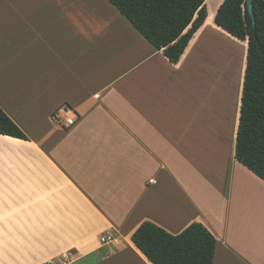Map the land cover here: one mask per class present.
<instances>
[{
	"label": "crops",
	"instance_id": "obj_1",
	"mask_svg": "<svg viewBox=\"0 0 264 264\" xmlns=\"http://www.w3.org/2000/svg\"><path fill=\"white\" fill-rule=\"evenodd\" d=\"M222 2L172 63L110 0H0V107L27 136L0 134V264H153L146 221L202 223L214 264H264V180L235 157L248 41L215 23ZM219 33L244 47L234 157L204 82Z\"/></svg>",
	"mask_w": 264,
	"mask_h": 264
},
{
	"label": "trees",
	"instance_id": "obj_2",
	"mask_svg": "<svg viewBox=\"0 0 264 264\" xmlns=\"http://www.w3.org/2000/svg\"><path fill=\"white\" fill-rule=\"evenodd\" d=\"M110 1L172 63L179 62L205 23L210 5L206 0ZM248 1L252 3L254 23ZM215 23L248 41L235 157L264 180V0H223ZM0 134L27 138L1 107ZM132 240L153 264H214L216 238L199 222L172 234L146 221L134 232Z\"/></svg>",
	"mask_w": 264,
	"mask_h": 264
},
{
	"label": "rangeland",
	"instance_id": "obj_3",
	"mask_svg": "<svg viewBox=\"0 0 264 264\" xmlns=\"http://www.w3.org/2000/svg\"><path fill=\"white\" fill-rule=\"evenodd\" d=\"M207 1V0H206ZM218 3V0H209V10L211 9H213V7L212 6H214L215 7V5ZM208 4V3H207ZM211 6V7H210ZM224 35V34H223ZM221 33H219V37H218V39H216L215 41H214V44L216 45V47H214V44L211 46V45H209L206 49H205V51H203V54L204 55H206V57H207V65H208V70H207V72L209 73H207V76L206 77H208V76H210V78H212V76H214L217 72H219V73H221L222 71L224 72H222L223 73V75H224V77H223V75H222V73L221 74H218L217 73V75H216V77L214 76L213 78H212V80L214 79V83L212 84L211 82H209V81H207V80H205V81H207V82H209V83H211V85L209 86H207L208 88L210 87V90L212 89V87H213V85H219V86H223L224 84H226V82L229 84V82H230V84H232L231 82H234L233 83V85H226L227 86V89H225V90H227L228 91V89H229V87L231 88L232 86H234V89L232 88V90H230V94L231 93H233V95H231V98L229 99L230 101H228L227 100V98H225L224 96H225V94L224 93H227V92H225L224 90H223V95H222V97L225 99V100H227V101H224L223 102V100H220L219 99V134H220V138H221V136L224 138V142H223V146L222 147H220L221 149H222V153H223V156L224 157H234V154H232L233 152H234V148H232V145H231V143H232V141H231V139H230V132H232V126H233V120L235 119V111H236V101H237V92H238V90H239V88H240V85H241V79H243V75L241 76L239 73L241 72L240 70H241V64H242V61H243V59H244V47H243V43H241V42H233V41H231L230 39H228L226 36L224 37ZM222 44H221V43ZM227 43V46H226V44L224 45V43ZM218 43H220V44H218ZM231 46H233V47H235V49L236 48H238L237 49V55H235V57L233 58V62L231 63V64H229L230 62V60L229 61H227V59H229L228 57H226V58H223V57H225V55H226V53H223L224 51H226L228 48H229V46L230 45ZM220 45H224V46H220ZM227 48V49H226ZM219 49V50H218ZM213 50H215L214 52H216V53H214L216 56H217V58H216V56H215V60L214 61H216V63L214 62V61H212V60H210V59H213V58H211L212 57V51ZM217 50V51H216ZM222 50H223V52H222ZM219 51H221L220 52V54L222 53V54H225L223 57L219 54V53H217V52H219ZM211 55V56H210ZM219 58H222V59H220V62L219 61H217V59H219ZM245 60V59H244ZM213 62V64H212V66H214V67H216V68H214V67H211V63ZM220 63V65H218V63ZM222 62V63H221ZM225 62H228V67H227V69H226V65H225ZM223 63H224V65H223ZM214 64H216L217 66H219V67H217L216 65H214ZM245 66V65H244ZM224 67V68H223ZM210 68H213L214 70L215 69H217V72L216 71H213V73H211V72H209V70H210ZM220 70H221V72H220ZM224 70H226V71H224ZM212 71V70H211ZM244 71H245V67H244V69H243V73H244ZM214 72H215V74H214ZM242 73V74H243ZM212 75V76H211ZM241 76V77H240ZM223 77V78H222ZM226 78H228V79H230V80H232V81H230L229 80V82L228 81H226ZM220 79H221V81H225L224 83L222 82L221 84H223V85H221L219 82H220ZM210 80V79H209ZM235 80V81H234ZM237 80V81H236ZM211 81V80H210ZM219 81V82H218ZM203 86H204V82H203ZM221 87H220V89H221ZM223 87H225V86H223ZM222 90V89H221ZM229 92V91H228ZM229 94V95H230ZM227 95H228V93H227ZM227 97V96H226ZM222 98V99H223ZM221 107V108H220ZM226 124V127H227V129L225 130V129H223L224 128V125ZM233 150V151H232Z\"/></svg>",
	"mask_w": 264,
	"mask_h": 264
},
{
	"label": "bare ground",
	"instance_id": "obj_4",
	"mask_svg": "<svg viewBox=\"0 0 264 264\" xmlns=\"http://www.w3.org/2000/svg\"><path fill=\"white\" fill-rule=\"evenodd\" d=\"M220 43H221V42H220ZM220 43H218V44H220ZM223 43H224V42H223ZM221 44H222V43H221ZM225 44H226V46H227V43H224V45H225ZM224 45H220V46H224ZM229 45H230V44H229ZM226 49H227V48H226ZM237 49H238V48L235 49V47H233V46L230 45L229 48H228L226 51L223 52V50H222V52H223V53H226V55H225V54H222V53L220 54L221 51H219V52H217V53H219L221 56H222V55H223V56L225 55V57L222 56L223 58L228 57L229 59H227V61L230 60V61H229V62H230L229 64H231V63L233 62V58L235 57V55H237V52H238ZM218 50H219V49H218ZM213 51H215V50H213ZM213 51H212V52H213ZM216 51H217V50H216ZM214 53H216V52H214ZM214 53H213V54H214ZM211 54H212V53H211ZM214 55H215V54H214ZM210 56H211V55H210ZM215 56H216V55H215ZM216 58H217V56H216ZM220 59H222V58L217 59V61L220 62ZM210 60L214 61V59H210ZM222 60H223V59H222ZM214 62L216 63V61H214ZM217 63H218V62H217ZM221 63H222V62H221ZM212 64H213V62L211 63V67H214V66H212ZM229 64H228V62H225L226 69H227V67H228ZM214 65H216V64H214ZM218 65H220V63H218ZM223 65H224V63H223ZM216 66H217V65H216ZM217 67H219V66H217ZM214 68H216V67H214ZM223 68H224V67H223ZM217 69H218V68H217ZM217 69L214 70L213 68H210L209 72H211V73H213V71H216V72H217ZM211 70H212V71H211ZM224 71H226V70H224ZM220 72H221V70H220ZM222 72H223V71H222ZM222 72H221V73H222ZM207 73H208V72H207ZM217 73H218V74H221V73H219V72H217ZM217 73L215 74V72H214V74H215L214 76H215V77H216ZM223 73H224V72H223ZM223 73H222V75H223ZM208 74H209V73H208ZM211 76H212V75H211ZM214 76H212V78H213ZM223 77H224V75H223ZM223 77H222V78H223ZM212 78H210V76H208L207 78L204 76V80H207V81H209V82H211V83L213 84V83L215 82V81H214L215 78H214L213 80H212ZM209 79H210L211 81H210ZM229 80H230V79L226 78V81L229 82ZM207 81H204L205 83H207V84H205V86H208L209 84L211 85V83H209V82H207ZM230 81H232V80H230ZM234 81H235V80H234ZM236 81H237V80H236ZM218 82H219V81H218ZM222 82L224 83L225 81H221V79H220V82H219V83L221 84ZM202 83H203V82H202ZM202 83H201V84H202ZM231 83H232V84H230V82H229L230 85H233L234 82H231ZM227 84H228L227 82H226V84H224V85L221 84V85H223V86H225V87H223V86H222V87L219 86V88L217 87V88L219 89V90L217 91V92H218L217 95H219V99H220V100H223V102H224V101H227V100L230 101L229 99L231 98V95H233V93L230 94V90H232V88L234 89V86H232L231 88L229 87V89H228L229 92H228L227 90H225V89H227V86L229 85V84H228V85H227ZM210 85H209V86H210ZM226 85H227V86H226ZM230 85H229V86H230ZM201 87H203V86L201 85ZM220 87H221L222 90L220 89ZM203 88L206 89V87H203ZM224 88H225V89H224ZM201 89H202V88H201ZM205 89H204V90H205ZM209 89H210V87H209ZM202 90H203V89H202ZM204 90H203V91H204ZM214 90H216V89L214 88ZM223 90H224L225 92H227L228 95H227V93H224ZM200 92H201V94L203 93L202 91H200ZM223 93L225 94V96L223 95ZM201 94H200V95H201ZM229 94H230V95H229ZM200 95H199V96H200ZM222 95H223L225 98H227V100H225V99L222 97ZM226 96H227V97H226ZM228 96H229L230 98H229ZM222 98H223V99H222ZM232 98H233V97H232ZM232 98H231V99H232ZM208 101H209V100H208ZM220 108H221V107H220Z\"/></svg>",
	"mask_w": 264,
	"mask_h": 264
},
{
	"label": "built area",
	"instance_id": "obj_5",
	"mask_svg": "<svg viewBox=\"0 0 264 264\" xmlns=\"http://www.w3.org/2000/svg\"><path fill=\"white\" fill-rule=\"evenodd\" d=\"M53 119L56 122L64 123L66 126L70 127L76 124L77 114L70 107H62L56 113L53 114ZM47 264H60V263L57 261H53Z\"/></svg>",
	"mask_w": 264,
	"mask_h": 264
},
{
	"label": "water",
	"instance_id": "obj_6",
	"mask_svg": "<svg viewBox=\"0 0 264 264\" xmlns=\"http://www.w3.org/2000/svg\"><path fill=\"white\" fill-rule=\"evenodd\" d=\"M248 3H249V11L251 13V16L253 18V23H254L255 20H254V13H253V9H252V3H251V1H248Z\"/></svg>",
	"mask_w": 264,
	"mask_h": 264
}]
</instances>
